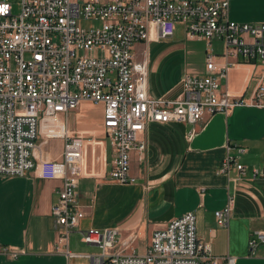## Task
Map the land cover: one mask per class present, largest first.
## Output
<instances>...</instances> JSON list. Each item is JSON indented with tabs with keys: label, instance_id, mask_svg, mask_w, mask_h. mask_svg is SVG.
Here are the masks:
<instances>
[{
	"label": "built area",
	"instance_id": "1",
	"mask_svg": "<svg viewBox=\"0 0 264 264\" xmlns=\"http://www.w3.org/2000/svg\"><path fill=\"white\" fill-rule=\"evenodd\" d=\"M0 0V176L61 179L58 200L51 214L59 230V243L85 216L78 203L84 140L70 135L60 114L83 101L105 104L104 126L116 157L110 177L132 183L131 153L144 159L149 122L179 121L192 125L218 112L230 113L245 101L221 90L234 62L218 67L211 39L226 43V58L239 56L264 63V22L230 19L232 0ZM178 23L189 38L208 41V75L187 73L183 92L175 100L153 97L148 90V66L137 62L134 45L174 36ZM82 53V54H80ZM218 70V72H217ZM216 73V74H215ZM218 73V74H217ZM264 79V72L262 74ZM253 102L264 106V82ZM195 132L193 128L190 136ZM64 138L61 159L46 155L51 138ZM244 147L239 151L243 152ZM236 166L228 154L220 172ZM264 178V166L253 170ZM215 211L217 222L228 224L234 205ZM83 240L100 249L86 253L91 264H234L231 255H215L210 243L197 234V216L191 211L154 229L147 251L127 253L136 240L120 241V228H88ZM264 243V231L249 240L253 249ZM18 250L10 254L17 257ZM69 253V252H68Z\"/></svg>",
	"mask_w": 264,
	"mask_h": 264
},
{
	"label": "crops",
	"instance_id": "2",
	"mask_svg": "<svg viewBox=\"0 0 264 264\" xmlns=\"http://www.w3.org/2000/svg\"><path fill=\"white\" fill-rule=\"evenodd\" d=\"M250 10L252 17L246 14ZM229 17L238 22H264V0H232ZM180 25V33L177 26L169 39L134 45L135 60L147 62L148 90L155 98L175 100L183 92L185 74H209L208 41L189 38ZM211 44L219 68L234 62L227 77L219 76L221 90L245 102L230 113L209 115L195 125L149 122L144 159H139L137 150L131 153V173L136 177L132 183L110 177L116 149L105 130L104 103L83 101L60 114L68 133L84 140L78 203L85 216L69 233L68 242L59 243L51 209L62 180L44 179L36 172L0 176V264H91L85 254L100 252L83 240L82 232L91 227H118L120 241L135 235L127 253L147 239L146 252L154 229L191 211L197 216L199 238L210 243L215 255L234 256V264H264V243L253 249L249 245L256 232L264 231V178L253 176L254 169L264 166V106L253 102L264 63L241 56L226 58L221 38L211 39ZM98 105L101 117L92 120L85 110ZM52 141L59 149H47ZM64 144V138H51L44 147L46 155L61 159ZM240 147L245 150L240 152ZM228 154L243 164L244 174L236 166L227 174L220 172ZM229 196L235 200L232 214L222 226L215 211L228 204ZM11 250L22 253L13 257Z\"/></svg>",
	"mask_w": 264,
	"mask_h": 264
},
{
	"label": "rangeland",
	"instance_id": "3",
	"mask_svg": "<svg viewBox=\"0 0 264 264\" xmlns=\"http://www.w3.org/2000/svg\"><path fill=\"white\" fill-rule=\"evenodd\" d=\"M21 9V5L19 3L18 0H15L14 2V10L16 12H19ZM246 14L250 17H252L254 14H253V11L250 10V11H246ZM178 31H177V34L180 33V23H178ZM182 33V32H181ZM82 54V53H80ZM88 114V116L92 119V120H99L100 117H101V114H102V111H101V106L98 105V106H91V107H87L86 110H85ZM83 119V118H82ZM73 122L75 123V119L73 120ZM55 142L56 141H52L51 144H49L47 146V149L50 148L51 146L53 147L52 149L56 150V149H59L56 145H55ZM147 243V239H142L140 240V242L137 244V249L135 250L137 253L139 254H143L145 252V249H146V244Z\"/></svg>",
	"mask_w": 264,
	"mask_h": 264
},
{
	"label": "bare ground",
	"instance_id": "4",
	"mask_svg": "<svg viewBox=\"0 0 264 264\" xmlns=\"http://www.w3.org/2000/svg\"><path fill=\"white\" fill-rule=\"evenodd\" d=\"M40 176V175H39ZM41 177V176H40ZM41 178H43V177H41Z\"/></svg>",
	"mask_w": 264,
	"mask_h": 264
}]
</instances>
